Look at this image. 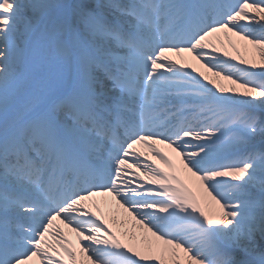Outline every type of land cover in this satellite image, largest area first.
<instances>
[{
    "label": "snow or ice",
    "instance_id": "6c2138e0",
    "mask_svg": "<svg viewBox=\"0 0 264 264\" xmlns=\"http://www.w3.org/2000/svg\"><path fill=\"white\" fill-rule=\"evenodd\" d=\"M262 110L264 0H0V264H264Z\"/></svg>",
    "mask_w": 264,
    "mask_h": 264
},
{
    "label": "rangeland",
    "instance_id": "374dc122",
    "mask_svg": "<svg viewBox=\"0 0 264 264\" xmlns=\"http://www.w3.org/2000/svg\"><path fill=\"white\" fill-rule=\"evenodd\" d=\"M123 1H124V0H123ZM208 75H209V76H211V74H210V73H208ZM258 115H264V110H262V111L258 112Z\"/></svg>",
    "mask_w": 264,
    "mask_h": 264
},
{
    "label": "bare ground",
    "instance_id": "6f19581e",
    "mask_svg": "<svg viewBox=\"0 0 264 264\" xmlns=\"http://www.w3.org/2000/svg\"><path fill=\"white\" fill-rule=\"evenodd\" d=\"M258 30V29H257ZM257 57H258V54H257ZM201 70H204V69H201ZM206 71V70H205Z\"/></svg>",
    "mask_w": 264,
    "mask_h": 264
}]
</instances>
